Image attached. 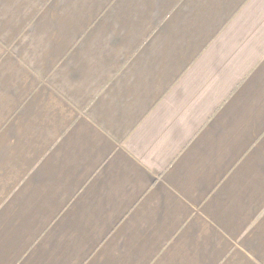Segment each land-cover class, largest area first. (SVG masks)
<instances>
[{
    "label": "crops",
    "instance_id": "obj_1",
    "mask_svg": "<svg viewBox=\"0 0 264 264\" xmlns=\"http://www.w3.org/2000/svg\"><path fill=\"white\" fill-rule=\"evenodd\" d=\"M0 264H264V0H0Z\"/></svg>",
    "mask_w": 264,
    "mask_h": 264
}]
</instances>
